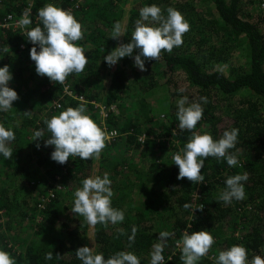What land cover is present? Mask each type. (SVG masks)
I'll return each instance as SVG.
<instances>
[{"label":"trees","instance_id":"16d2710c","mask_svg":"<svg viewBox=\"0 0 264 264\" xmlns=\"http://www.w3.org/2000/svg\"><path fill=\"white\" fill-rule=\"evenodd\" d=\"M31 1L30 27H43L36 17L37 10L45 4L64 10L71 8L69 12L82 25L84 38L76 43L85 49L88 64L83 72L71 74L65 80L76 98L66 93L64 83H53L36 73L35 62L30 58L33 45L24 34L19 30L0 32V67L9 65L13 75L9 87L19 96L11 109L0 111V124L15 132V139L8 142L12 158L6 160L0 154V210H3L0 250L7 251L16 264H82L75 251L81 246L91 247V225L71 208L75 189L82 187L83 179L93 176L95 158L69 157L63 165L53 161L50 156L54 146L44 144L50 134L43 121L84 103L87 114L104 132L112 129L120 134L112 143L106 140L97 172L101 178L108 174L112 190L119 181L118 175L130 173L131 164L138 166L144 158L151 162L147 173H141L140 167L137 174L138 179H144L135 188L129 186L136 200L126 202L122 192H113L112 206L122 210L125 219L117 225L94 226L95 253H103L107 259L118 251H131L140 264H150V253L159 242V233L168 231L173 235L167 238L162 253L164 264H183L176 242L184 230L189 233L206 230L214 237L215 243L208 253L215 258L219 251L233 245L244 246L249 261L255 255L264 258V22L243 15L245 0H207L211 1L216 17H210L203 8L188 1L176 5L173 0H131L121 40L130 42L141 7L156 4L166 16V9L171 6L190 25L183 35L184 42L191 40L208 51H217L215 44L222 41L235 45L241 38L245 40L250 49L249 67L233 79L221 70L206 68L202 53L193 51L199 48L188 47H174L171 52L162 51L156 61L146 60V71L134 66V50L133 57H127L128 65H117L111 70L103 59L117 45L118 40L110 36L115 22L123 25L125 12L121 0H0V18L10 12L22 13ZM23 42L25 48L20 49ZM108 77L110 85L105 88ZM159 87L169 92L172 100L164 118L152 112L149 101ZM185 96L189 103L200 102L204 109L194 131L207 132L219 139L224 131L238 129L236 146L229 152L237 156L239 163L229 167L224 159L207 158L201 169L205 177L201 184H193L187 178L177 179L179 168L172 159L192 134L178 128L177 97ZM201 97H206L207 103ZM93 101L103 102L108 111L106 116ZM24 111H31V117ZM41 129L46 136L32 141L33 133ZM142 135L146 136L143 140ZM164 153L171 157L163 159ZM109 163L115 167H109ZM38 168L43 171L36 172ZM243 173L248 174V180L242 182L246 198L233 199L231 204L219 201L226 178ZM58 174L63 178L59 180L62 187L56 183ZM125 177H121L124 189L129 184ZM147 190L152 194L148 195ZM158 191L166 195L165 205L159 204ZM115 199L122 204L115 205ZM186 203L191 207L185 209ZM202 205L200 210L198 207ZM141 210L144 215L139 218ZM38 215L41 221H37ZM188 222L192 223L190 227ZM133 226L137 232L130 244L128 237ZM117 229H124L125 234ZM49 252L50 260L45 259ZM206 261L201 257L197 264Z\"/></svg>","mask_w":264,"mask_h":264},{"label":"clouds","instance_id":"9594fccd","mask_svg":"<svg viewBox=\"0 0 264 264\" xmlns=\"http://www.w3.org/2000/svg\"><path fill=\"white\" fill-rule=\"evenodd\" d=\"M167 15L156 4L143 6L139 10V19L136 20L131 33L130 42H120L104 57L109 67L118 63L121 58L133 57L134 66L140 71H146L145 61L158 60L162 51L171 52L174 47L183 44V35L190 30L189 23L181 12L171 6L166 9ZM29 13L24 15L20 25L26 29L27 39L32 43L30 58L35 62V71L40 76H46L50 81L63 84L71 74H79L88 64L85 49L77 45V41L84 38L81 23L74 15L54 4H45L37 10V17L43 27L32 24ZM126 28L117 21L114 23L110 38L119 40L125 36ZM37 45L39 51H37ZM13 79L9 65L0 67V111L7 112L13 107V102L19 99L18 93L9 87ZM183 91V89H180ZM201 101L207 103L206 97ZM31 117V111H24ZM204 109L197 101L189 103L188 97L177 101L176 116L179 121L178 128L188 130L192 134L187 143L172 157L173 163L178 166L177 179L187 178L193 184H201L205 177L201 173L205 160L214 157L224 159L229 167H235L239 161L235 154L229 152L235 148L238 138V129L232 128L223 132L219 139H214L207 132H196L198 122L203 118ZM46 131L50 134L44 141L45 146H54L50 158L59 163L66 164L69 157H79L81 160L99 159L106 146L108 137L97 123L87 114L86 106L81 103L78 107H68L58 115L44 119ZM114 135V133H113ZM45 130L33 133L32 141L45 137ZM15 139V132L0 124V154L7 159L13 156V150L8 142ZM37 148L40 144L37 143ZM248 174H236L226 178L225 189L218 196L219 201L231 204L233 199L246 198L244 183ZM111 180L107 173L101 176L83 179L82 187L74 191V201L71 211L84 217L85 221L95 226L120 224L124 221V212L112 206L114 195ZM185 204L184 208H190ZM204 205L198 207L203 210ZM120 234H125L124 229H117ZM136 226L132 227L128 239L134 243ZM172 233L161 231L158 235L159 242L153 245L150 253V264H164L163 250ZM177 246L181 248V261L183 264H197L201 257L208 254L215 243L214 237L206 230L183 232ZM76 256L82 264H140V259L131 251H118L107 257L103 253H95L92 247L81 246L76 249ZM45 259H52V253L46 254ZM0 264H16L14 258L4 250H0ZM215 264H264V258L255 255L249 261L247 249L242 245H233L226 250L219 251Z\"/></svg>","mask_w":264,"mask_h":264},{"label":"rangeland","instance_id":"374dc122","mask_svg":"<svg viewBox=\"0 0 264 264\" xmlns=\"http://www.w3.org/2000/svg\"><path fill=\"white\" fill-rule=\"evenodd\" d=\"M175 3L174 4H178L180 2H187L190 3L192 2V4H194L197 7L203 8V10L205 11V13L207 15H210V17H216V13L215 10L212 7V3L211 1H207V0H173ZM122 3V8L123 11L125 12V15L123 16V25L126 28V24L128 21V13L127 11L129 10L130 6H131V0H121ZM260 0H255V1H250V0H245V13H243V15L246 16H250L252 21H257L261 20L262 22H264V13L261 11L260 9ZM212 9V10H211ZM248 13H250V15H247ZM249 19V18H248ZM193 35V33L191 34ZM122 37L117 41V45L121 42ZM196 44V45H195ZM215 46L217 47V51L214 50H207L206 47H199V45L197 43H195L194 41H183L182 46H180L182 49L183 48H195L199 50H193L195 52H199L202 53V57L201 60L204 61L206 64V68H208L209 70H221L223 71L228 77L230 78H234L235 75L237 73L242 72L244 69H247L249 67V59H250V49L249 46L247 45V43L245 42L244 39H240L238 41L237 44L234 45V43H224L223 41L217 45L215 44ZM128 63H130V61H127V57L121 58V60L118 61L117 64L111 66V70L116 67L117 65H121V66H125L128 65ZM129 70V68H128ZM127 70V71H128ZM160 79V76L158 77L157 81ZM105 88L108 87L110 85V77H108V79L105 81ZM164 89L162 88H157L155 93L153 94V96L151 98H149V101L151 102V106H152V112L160 118H164L165 117V113L167 112V110L169 109V106L171 104V98L168 97L169 96V92H165L163 91ZM170 91V89H168ZM106 92V89H105ZM171 93V91H170ZM180 98L177 97V101ZM96 106L99 107V111L100 113H102L104 116L107 115L108 111L106 110L105 105L103 104L102 101H93ZM147 118V117H145ZM105 122V121H104ZM143 136V135H142ZM168 154H163L162 157L163 159L167 156ZM171 156L168 155V158H170ZM138 162V160L136 161ZM150 160L148 158H144L142 160H140V162H138V166H135L134 164H131L130 168V173L125 174L128 179H129V184L127 185L126 189L123 188V185L125 184V181L122 179H126L125 175H122L120 177V175H118V182H115V187L113 189L114 193H123V198L125 199L126 202L128 201H134L135 199V195L133 193L130 192L131 187L129 186H133L135 188L136 184L138 183L139 180H143L144 177L142 179H138V172H140V167L141 168V173H147L148 172V168L150 165ZM99 165H100V157L99 159H95L94 161V172H93V176L95 177L98 175V169H99ZM109 167H115L113 163H109L108 165ZM119 166V164L117 165ZM43 168V167H42ZM42 168H38L36 169L37 171H43ZM119 168V167H118ZM120 170V169H119ZM35 173V172H34ZM57 177V176H56ZM57 179V178H56ZM60 179H62V176L60 177ZM61 185H59L60 187ZM62 187V186H61ZM139 190L140 189H136ZM147 194L151 195L152 193L150 191L147 190ZM158 200H159V204L161 205H165V194L162 193V191H158ZM114 204L115 205H121L122 203L118 200H114ZM149 207V206H147ZM150 210V208H149ZM152 213H154V211L152 210ZM144 215L143 211L141 210L138 214L139 218H142ZM37 221H41L42 217L40 215H38L36 217ZM192 217L189 216V222H191ZM36 221V222H37ZM188 222V223H189ZM192 225V223L188 224V227H190ZM185 231V230H184ZM93 232H94V226H90L89 229V236H90V241H89V246L92 247V249L94 250V237H93ZM204 258H206V264H215V257L214 255L208 253L206 256H204Z\"/></svg>","mask_w":264,"mask_h":264},{"label":"built area","instance_id":"2783aa9c","mask_svg":"<svg viewBox=\"0 0 264 264\" xmlns=\"http://www.w3.org/2000/svg\"><path fill=\"white\" fill-rule=\"evenodd\" d=\"M260 7L264 11V0H260ZM70 10H71V8H68L67 11H70ZM29 12H30L29 17H30L31 15H33V2L32 1L26 5V8L22 13L16 14L14 12H10L7 15H5L3 18H0V32L1 31H9V30H19L22 34L25 35V38L27 39V35L25 34L26 29L20 25V21L24 18V15L26 13H29ZM36 19L38 20L37 17H36ZM24 48H25V44L23 42L20 45V49H24ZM64 86H65L66 93L77 98V95H75L73 93V91L70 90L69 86L65 82H64ZM78 98L82 101H85V99L82 96H80ZM113 133H114V135H113ZM118 135H119V133L117 130L110 129V130L106 131V136L109 138L108 140H110V141L115 140ZM141 138L143 140L146 138V136L143 135V136H141ZM61 176L62 175H60V174L57 175V177H56L57 178V182H56L57 184H59V180H60ZM46 199H48V198H46ZM43 201H46V200L43 199ZM40 206H43V204H40ZM2 213H3V210H0V214H2Z\"/></svg>","mask_w":264,"mask_h":264},{"label":"crops","instance_id":"0c3cea01","mask_svg":"<svg viewBox=\"0 0 264 264\" xmlns=\"http://www.w3.org/2000/svg\"><path fill=\"white\" fill-rule=\"evenodd\" d=\"M105 134H106V132H105ZM119 135H120V134H119ZM119 135L116 137V139L119 137ZM108 139H109V138H108ZM108 139H107V142H108V143H112L113 141H115V140H116V139H115V140H111V141H110V140H108ZM140 139L142 140V138H141V137H140Z\"/></svg>","mask_w":264,"mask_h":264}]
</instances>
